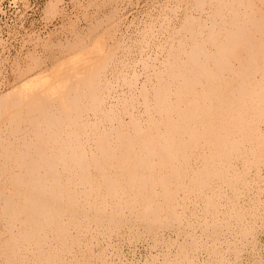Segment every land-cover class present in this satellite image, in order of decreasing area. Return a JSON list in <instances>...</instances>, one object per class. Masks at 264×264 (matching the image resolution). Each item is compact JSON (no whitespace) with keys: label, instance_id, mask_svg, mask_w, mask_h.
<instances>
[{"label":"bare ground","instance_id":"obj_1","mask_svg":"<svg viewBox=\"0 0 264 264\" xmlns=\"http://www.w3.org/2000/svg\"><path fill=\"white\" fill-rule=\"evenodd\" d=\"M201 21L189 14L166 41L157 39L159 61L147 63L154 75L134 91L137 100L121 93L115 101L120 104L101 98L85 117L47 118L40 123L38 146L22 142L12 160H0V216L7 220L5 226L0 223V240L13 245L7 264H240L243 251L250 257L258 252L254 228L264 212L259 200L264 102L242 113L246 124L252 121L247 131L197 104L196 113H188L197 98L187 92L194 78L187 74L196 68L181 55L197 59L195 50L175 42L184 33L205 41L203 26H216V20ZM86 56L75 58V64L85 63ZM78 66L74 72L80 71ZM40 72L42 87L50 77ZM31 76L18 86L33 89L36 75ZM101 79L107 96L114 78ZM235 138L244 148L238 154L232 148ZM252 173H259L261 181L254 183L257 175ZM248 186L250 190L238 193ZM130 211L133 217L127 223ZM137 224L155 238L143 259L135 251L147 233H138ZM124 232L137 233L140 240L124 247Z\"/></svg>","mask_w":264,"mask_h":264},{"label":"rangeland","instance_id":"obj_2","mask_svg":"<svg viewBox=\"0 0 264 264\" xmlns=\"http://www.w3.org/2000/svg\"><path fill=\"white\" fill-rule=\"evenodd\" d=\"M0 2L9 11L14 9L10 0ZM19 4L24 16L22 31L14 29L9 40L0 44L1 162L12 160L22 142L27 141L38 146L41 138L38 136L40 123L47 118L57 115L66 118L71 114L76 119L78 115L85 117L90 109L94 111L101 98L107 99L110 104L119 103L115 101L119 100L121 93L137 100L134 91L142 88L146 79L151 78L148 77L149 74L154 75L146 65L159 61L155 52L159 42L166 41L171 32L184 24L185 17L189 14L195 17L197 23L202 22L203 18L215 19L216 26H203L205 41L196 40V35L191 37L184 33L182 40L175 42L195 50L194 57L197 59L194 62L189 54L181 55V58L190 60L189 65L196 68L187 74L194 76L192 79L188 78L191 86L187 87V92L189 91L190 98H197V101L189 105L188 113L195 114L197 104L202 107L203 112L215 114L220 119H228L232 127L235 122L238 123L239 131L242 128L246 131L252 129V121L246 124L242 113L256 109L257 101L264 102V0H20ZM79 37L81 38L78 39ZM157 39L162 40L157 42ZM97 48L98 53L95 51ZM203 48L206 49L202 51ZM80 55L88 56L87 61L81 65L79 62L78 66L74 59ZM76 66L79 67V72H74ZM39 71L50 77L48 83L42 86L47 88H44L45 91L37 81ZM56 74L60 76L55 77ZM63 75L65 79L61 80ZM27 76H35L36 85L33 89L20 87L25 79H29ZM108 77L114 79L111 80L112 84L107 89L106 96L102 93L104 85L101 78ZM63 80H66L65 83ZM49 83L54 86H48ZM245 101L251 103L247 104ZM138 105L146 108L141 102ZM177 129L173 128L174 131ZM238 139H233L236 144L232 145L237 154L244 149L239 145ZM204 152L207 151L204 149ZM8 156L12 157L6 159ZM261 171L260 174L264 173L263 168ZM254 174L259 173H252V176ZM258 176L253 178L254 183L256 179L257 183L261 181ZM249 185L252 187L253 184ZM261 186L259 200L264 203V185ZM250 189L249 186L238 188V193ZM0 217L1 225H7V220ZM132 217L130 211L126 222L130 223ZM263 217L264 212L257 220L259 223L256 229L254 228L259 250L251 257L243 251L240 264H264ZM106 218L113 220L110 216ZM137 225L135 228L138 233L146 232L144 225ZM146 233L145 240L142 238L144 243L138 242L135 251L137 257L142 259L150 255L149 247L153 248L155 240L152 234ZM122 234L120 239L124 247L128 246L129 241L133 244L140 240L136 237L137 233ZM11 247L12 244L0 240V264H7L6 255Z\"/></svg>","mask_w":264,"mask_h":264},{"label":"built area","instance_id":"obj_3","mask_svg":"<svg viewBox=\"0 0 264 264\" xmlns=\"http://www.w3.org/2000/svg\"><path fill=\"white\" fill-rule=\"evenodd\" d=\"M19 2L20 0H10V4H13L14 7L12 11H9V9L4 7L0 2V43L1 41L7 42L12 36V31H14V29L18 32L22 31L24 16L19 7Z\"/></svg>","mask_w":264,"mask_h":264}]
</instances>
